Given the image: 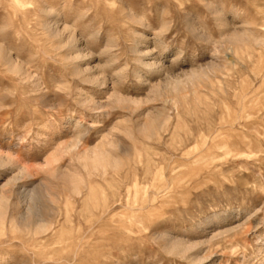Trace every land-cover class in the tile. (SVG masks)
I'll return each mask as SVG.
<instances>
[{
  "label": "rangeland",
  "instance_id": "374dc122",
  "mask_svg": "<svg viewBox=\"0 0 264 264\" xmlns=\"http://www.w3.org/2000/svg\"><path fill=\"white\" fill-rule=\"evenodd\" d=\"M0 264H264V0H0Z\"/></svg>",
  "mask_w": 264,
  "mask_h": 264
}]
</instances>
